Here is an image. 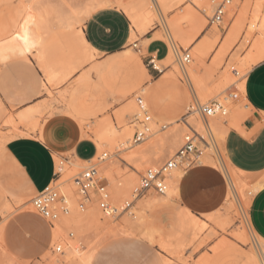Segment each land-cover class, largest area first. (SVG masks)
Returning a JSON list of instances; mask_svg holds the SVG:
<instances>
[{
  "label": "rangeland",
  "instance_id": "374dc122",
  "mask_svg": "<svg viewBox=\"0 0 264 264\" xmlns=\"http://www.w3.org/2000/svg\"><path fill=\"white\" fill-rule=\"evenodd\" d=\"M52 1L45 0L43 4H57L63 1L76 6L81 0ZM18 2L19 0H0V55H9L10 58L11 56L28 54L30 56L19 57L20 61L26 64L31 63L30 59H34L42 69V59L37 51L33 52L31 50V53H21L20 37L25 31L32 29L30 31L32 36L37 30L36 32L40 35L36 34L45 39L43 45L45 43L49 44L48 53L50 58L63 62L69 52L66 33L63 30L68 29L61 27L56 22L55 17H51V15L50 17L43 15L41 17L39 15L41 17L39 18L36 14L40 20L34 18L35 20L32 19L34 21L32 23L30 19L32 14L29 16L18 13ZM229 5H235L234 16L227 23H224L225 19H223L219 25L209 22V16L213 12L211 0H183L175 8L164 14H160V11L155 7L151 8V14L145 30L137 28L130 19L136 28V34L134 38L130 39V45L124 51L111 56L106 67L98 63V80L102 81V84L98 83V89L93 86L95 83L94 76L88 85L83 88V93L86 94L88 101L83 102L90 103L92 106L96 105V108H85V114L74 115L70 110H64L68 104L70 93L77 87L78 77L81 73L94 62L107 60L109 57L96 55L93 61L84 63L68 77L63 78V75L59 74L52 83L48 82L47 75L43 72L44 80L48 82V86H45V83L42 82L43 88H45L43 94L45 99L37 103L42 105V108L34 113L32 122H21L19 120V109L22 107L17 108L14 105H9L0 96V264H85L78 259L69 260L67 258L65 253L69 250L66 245L68 240L75 241L79 253H92V257L86 264H244L246 262L248 254L254 251V245H258V240H260L251 232L247 221L252 225L250 212L253 198L255 194L261 191L254 192L252 190L256 184L263 185L264 188V172L260 174L261 176L238 174V177L242 180L239 192L244 194H239L243 201H239L237 197L234 199L232 194L229 193L224 205L215 215L210 217L198 216L204 227L199 231L196 230L199 235L197 240L191 244H189L188 240L183 239L177 231L176 215L181 210L179 200L170 201L168 204L163 201L155 204L150 203L149 199H159L163 195L154 190H150L138 199L140 203L144 202L142 205L137 206V210L143 211L142 213L139 211V218H145L143 219L144 221L137 219V222H133L132 228L126 227V213L118 217H106L98 206L92 203L85 211H81L77 207L78 211L72 217L70 216L71 219L68 222L63 220L64 215H62L55 222V237L57 228H59L60 233L56 237L55 242L52 243L50 224L39 215L29 211V209H33L30 202L31 198L37 193H28L29 189L23 181L20 172L12 162L5 158L3 151L4 141L2 140L6 139L7 141L9 139V137H5L6 129H8V134H22L18 130L19 127L26 129L28 133L39 132L41 134L47 128H56L59 130L58 136L62 139V143L53 147L54 159L56 161L60 159L64 163V172L57 173V177L59 178L60 176L57 185L60 187L66 181L74 183V177L88 165L87 163L83 164L80 168L70 165L71 161L80 160L72 155V144L81 138H90L94 141L96 135L93 131L95 128L93 125L96 126L100 122L108 120L114 126L117 125L116 127L118 128H121L125 122H131L132 120L137 122L134 112H129L127 109L131 107L130 104H137V96H142L149 107L152 120L159 124L158 127L154 125L156 128L154 127L153 129L164 136L161 138L162 143L153 142L152 140L155 136H151L152 138L149 136L141 144H133L130 151H136L143 146L145 148V146L147 147L150 144L147 149L152 158L151 160H155L154 166L141 167L136 173L132 167L134 164H131L128 160L121 159L125 156L116 149H102L98 150L100 155L96 154V156H101L103 152L108 153L106 160L98 164L99 176L107 185L111 193L112 202L114 204L118 202L119 206H123L126 201L131 200V194L139 185L145 171L148 168L162 165L182 146L183 137L188 132V128L183 124L182 119L191 104H194L197 100L202 104L221 100L226 93L237 92L239 98L230 102L227 115L216 116L223 125H225L226 121L235 120L234 107L239 108L240 111H244L247 107L248 101H246L244 95H240L235 85L230 82V78L238 79L234 74V69H240L245 55L252 45L254 34L251 32L250 25L256 14L257 2L256 0H231ZM187 10H190L191 13L193 12L202 25L200 33L193 39L191 44H184L176 37L171 38L172 34L167 29V23L171 19L179 16L182 19V15L184 12H188ZM45 17L48 19L46 20ZM38 21H42L41 24ZM181 23L183 24H181L182 28L185 30L190 28L188 20L182 19ZM236 24H238L237 30L233 34V27ZM42 27L44 29H41ZM155 31L154 37L163 39L167 43L169 51L162 60L155 59V62L158 61L156 64L161 63L162 65V67L158 65V69L154 67L151 57L147 55L146 50L142 47L145 43H141L144 35H151ZM171 39L173 42L170 41ZM172 48L179 49L177 56L174 55ZM183 50H189L192 56V62L187 66V70L189 69L194 76L202 78L204 87L207 86L205 89H212V93L209 92L210 90H206L208 92L207 100L201 98L194 79L191 78V81L182 73L184 69L181 67V70L180 68V56ZM196 54L200 56V61L196 60ZM256 63L248 65L246 71L248 72ZM10 64L9 62L1 64L0 73H9ZM109 67L110 69L108 70ZM146 71L149 76H146ZM161 75H163L162 79L156 83L161 84V93L155 95L152 92L153 85L150 83ZM245 77L238 80V83ZM1 90L2 83L0 82ZM141 91H143V94ZM178 102L182 107L176 113H169L171 107ZM239 102L241 106H237ZM68 106L75 112L81 110L79 108L81 105H78V107L77 105L69 104ZM192 115L193 117H189L188 120L200 132L201 123L203 122L198 114ZM75 118L78 119L82 128ZM140 119H142V116ZM170 119H175L177 122L167 126L166 124ZM95 122L96 124H94ZM164 125L166 129H163L162 126ZM171 127L180 128V132L177 131L179 134L176 133V137L179 135L178 137L180 138L179 140L177 138L175 143H171L170 139H166L169 135L170 137L171 135L175 136L173 134L175 132H170V134L168 132ZM206 140L210 141L208 138ZM223 141L218 139L217 142L216 138V143L221 152H224ZM209 143L211 144V141ZM200 148L206 150L204 154L209 153L208 149H206L207 147L203 144H200ZM153 152H155V155ZM56 156L59 158H56ZM214 156L217 157L216 155ZM93 162H98V160ZM104 165L110 169V178H107L101 172ZM130 175L135 176L132 186L127 185V179ZM115 183L122 188H127L125 189L127 190L125 195H121L123 196L122 203V198L115 192ZM74 187L76 188L75 184ZM241 188L244 190L242 189V191ZM113 194L115 195L113 196ZM27 201H29L28 203L31 206H27ZM144 211L146 212L145 214ZM140 214H142V217H140ZM248 227L249 229H247ZM252 228L255 231L253 225ZM43 229L47 231L45 236L42 233ZM71 232L74 234L73 236H70ZM256 234L258 233L256 232ZM162 237L166 239L167 248L159 243ZM223 242L229 245L224 246ZM56 245H62V253L54 251ZM58 260L61 262H57Z\"/></svg>",
  "mask_w": 264,
  "mask_h": 264
},
{
  "label": "crops",
  "instance_id": "0c3cea01",
  "mask_svg": "<svg viewBox=\"0 0 264 264\" xmlns=\"http://www.w3.org/2000/svg\"><path fill=\"white\" fill-rule=\"evenodd\" d=\"M83 3H85V0L78 5L81 6ZM107 4V6L93 10L87 16H81V23L71 30H63L60 27L66 33L69 49L63 62L50 58L48 43L30 49V51H37L40 54L42 69L34 59H30L31 63L26 64L20 61L19 57H27L26 55L0 61V65L11 63L9 73H0V82L2 83L0 96L6 100L7 104L14 105L17 108L22 107L19 109V120L21 122H23L21 115H24V113L25 115L31 113L24 121L32 122L34 116H30L42 108V105L37 104L45 99L43 96L45 88H43L42 82L45 83V86H48V83L44 80L43 72L46 73L48 82L52 83L59 74L66 78L81 65L93 61L96 55H100L109 58L94 62L79 75L78 85L70 93L68 104L64 110H70L75 115L85 114V108H96V105L92 106L90 103L83 102L87 101L83 88L88 85L94 76L95 83L93 86L98 89V83L102 84V81L98 80V63L106 67L111 56L124 51L130 45L133 31L136 34V28L125 11L117 6L110 5V1H107ZM155 33L156 31L151 35H144L141 43L145 44L142 47L151 59L162 60L167 55L168 45L163 39L154 37ZM88 37H91V39H87ZM85 40H87V44H85ZM100 72L102 71L100 70ZM162 76L150 83L153 85L152 92L155 95L161 93V84L156 83L162 79ZM243 95L248 101V105L242 111L243 113L241 112L237 121L225 122L229 129L223 141V148L232 168L247 175H260L264 172V60L254 64L247 72ZM69 104L81 105L78 106L81 110L75 112L68 106ZM130 106L127 110L134 112V115L137 114V104H130ZM28 107L30 108L28 109ZM181 107L178 102L171 107L169 113H176ZM28 110L31 111L28 112ZM75 119L78 121L77 118ZM176 121L170 119L168 123ZM78 123L81 127L79 121ZM18 129L22 134H8V129L5 131V137H9L7 141L2 139L4 141L5 158L12 162L20 172L29 189L28 193H38L60 178V176L57 177L59 171H57L53 147L60 145L62 139L58 136L59 130L56 128H47L41 134L39 132L28 133L22 127ZM94 141L90 138L78 139L72 144V155L82 161L91 160L99 150L97 142ZM262 188L263 185H260V188L256 191L261 190L253 198L250 214L255 231L264 239V188ZM228 193L229 182L220 168L210 164L198 163L188 169H183V174L178 183V196L175 199L179 200L181 204V210L178 211V214L181 216L192 215L198 219V216L210 217L215 215L224 205ZM28 202L27 206L29 207ZM29 211L36 214L33 209H29ZM42 233L45 236L47 231L43 229ZM50 234L52 243H54L55 226L50 225ZM159 243L161 246L166 245V239L161 238ZM65 255L69 260L78 259L83 261L81 258L82 253H79L77 257H73L68 250ZM57 262L61 261L58 260ZM244 264H254L251 252Z\"/></svg>",
  "mask_w": 264,
  "mask_h": 264
},
{
  "label": "bare ground",
  "instance_id": "6f19581e",
  "mask_svg": "<svg viewBox=\"0 0 264 264\" xmlns=\"http://www.w3.org/2000/svg\"><path fill=\"white\" fill-rule=\"evenodd\" d=\"M44 1L45 0H19V2L17 4V11H18V13L20 15H29L30 16L32 14V15L36 16V14H37V16L39 18H41L42 15L43 16H46V17L47 16L50 17V15H51V17L52 16L55 17L56 22L61 27L65 28V29H68V30H71L76 25H78V24L81 23V21H82L80 19L81 16L82 17L87 16L93 10H95V9H97L99 7L107 6L108 5L107 4V1H110V5L117 6V7L121 8V9H123L127 13V15L129 16V18L133 21L134 25L137 28L145 30L147 28V22H148V19L150 17V14H151V8H154L155 7V8H157L160 11V14L161 13L164 14L165 12H168V11L172 10L173 8H175L183 0H85V3H83L81 6L78 5L79 3L76 6H74V5L72 6V5L67 4V3H65L63 1H60V3H57L56 2L57 4L54 3V4H50V5H44L43 4ZM56 1H58V0H56ZM81 1L84 2V0H81ZM256 2H257L256 14H255V16H254V18H253V20L251 22V25H250L251 32L254 34L252 45H251L250 49L248 50L247 54L245 55V59L243 61V64L241 65L240 69H234V74H235V76L238 77V79L230 78V82H232V84L235 85L236 89H238V91L240 92V95H242V96H243V92H244V82L243 81L245 80V78L240 83H238V80H240L242 77L246 76V74H247V71L246 70H247V66L248 65L250 66L251 63H255V62L258 63V61L264 60V9H263V2H264V0H256ZM70 3H71V1H70ZM45 4H48V3H45ZM190 10H187L188 12H184V14L182 13L183 14L182 15V19L183 20L186 19L190 23V28L189 29L187 28L188 30H185L184 28H182L181 24L183 22L181 23V20H182L180 18L181 16H179L178 18L171 19L170 22L167 23V27H168L167 29H169L168 31H170L171 34H172V35L170 34L171 35V38L172 37H176V38L180 39V41H182L184 44H188V43L191 44L193 42V39L200 33V31L202 29V25H201V22H200L199 18L197 16H195L193 12L191 13ZM234 13H235V5H228L227 6L226 14L224 16V19H225L224 23H227L230 19H232L233 16H234ZM32 15H31V18L30 19H31V22L33 23L34 22L33 20L39 19V18H37V16L36 17H34V16L32 17ZM30 19H29V21H30ZM47 19L48 18H46V20ZM38 22L41 24L42 21L41 22L38 21ZM44 22H45V19H44ZM237 26H238V24H236L233 27V31H232L233 34H235V31L237 30ZM36 27H37V25H36ZM43 27L41 29H44ZM36 29H38V28H36ZM31 30H29L27 32L25 31L22 34V36H24L25 34H27L28 43L25 44L24 40L20 39V42L19 43H20V46H21V53H28V52H30V49L32 47H39V46H43V44H44V40L45 39L42 38L41 36H39L40 34L38 32H36L37 30L35 32L32 31V32H34L33 33L34 36L31 35V33H30ZM36 33H38L39 35H37ZM134 34L135 33L133 31L132 38H134ZM35 35H37V36H35ZM168 37H169V35H168ZM170 41H172V39ZM168 42H169V40H168ZM174 47L177 48L175 45H174ZM172 50L174 52V55L177 56L178 55V52H179V49L177 50V49L172 48ZM26 55H28V54H26ZM7 58L9 59V55H0V60L1 61L2 60L4 61ZM200 59H201L200 56L196 54V60L197 61H200ZM156 62H158V61H156ZM156 62H155V59H153V63L155 65V68L158 69L159 68L158 65H160V67H162V65H161L160 62H159L160 64H156ZM96 65H98V64L96 63ZM174 66H176V65H174ZM181 67L182 66L180 65V68ZM187 68H188L187 66H186V68H184V70H182V68H181L182 73L184 75H187V78H189L191 81H192V79H194L195 85H197V87L199 89L201 98L203 100H207L208 99V95H207L208 92H206L207 89H205L207 86L204 87V85L202 83V78L194 76V74L193 73L191 74L190 71H189V69L187 70ZM109 69H110V67L108 68V70ZM107 72H109V71H107ZM146 76H149V73L147 71H146ZM101 77H103V75H101ZM99 79H101V78H99ZM194 81H193V84H194ZM208 90H210V88ZM211 90L209 92H211ZM141 93L143 94V91H141ZM240 100H242V99H240ZM146 105H147V103H146ZM237 106H241L240 105V102H239V104ZM137 107H138V112H137V114H135V120H136L137 117L140 118L141 115H142L141 114V110H140L138 104H137ZM147 107H148V105H147ZM29 108L30 107H28V109ZM31 108L33 109V107H31ZM29 111H31V110H28V112ZM149 112H150V110H149ZM241 112L242 111H240L239 108L234 107V118H235L236 121L240 118ZM30 114H28V115H30ZM28 115H25V113H24V115H21V119L23 120V122L26 121V120L24 121V119L27 118ZM33 116L34 115H32L30 117H33ZM191 116L193 117V115H191ZM111 122H113V121H111ZM137 122L134 121V120H132L131 122L125 123L121 128L116 127L117 125L114 126V124L110 123L108 120H106L104 122H100L96 126L93 125V127H95L94 130H93L94 133H95V135H96L95 141L97 142V145H98L99 150H102V149H110V150L116 149L118 152H122L125 157H122L121 159L128 160L129 162H131V164H134V166H132V167H133L134 172H136V173L139 171V169L141 167H144V166L145 167L146 166H154L155 160L154 161L151 160L152 158H151V156H150V154L148 152V149H147L148 146H150V144L147 145V147L145 146V148L143 146L142 148H139L136 151L135 150L134 151H132V150L130 151V149H131V147L133 145L132 139H133V135H134L135 131L137 129H141L142 130L145 126H147V129H148V131H147L148 138H149V136L150 137L151 136L152 137L155 136L153 138V140H152L153 142H161V138L164 136V135L158 134V132L153 129L155 126H157V127L159 126L158 122H156V121H154L152 119L148 123H145V125H143L140 121H137ZM176 122L167 123L166 125L167 126L168 125H173ZM202 122L203 123H201V131H200V133L203 136H205V137L207 136V133L208 134H211L213 136V138H214V141H212L211 144H209V146H207V148H206V149H208L209 153L204 154V153H206V150L205 149H204L205 151L203 150V155L204 156L202 155L199 158V163H204V164L205 163L206 164L207 163H210V164H212V165H214V166H216L218 168L220 167L221 170L225 173V175H226V177L228 179V182H229V190H230L229 193L232 194V196L234 197V199L237 197V199L242 202L243 200L241 198V195H242L243 192H241V193L239 192V187H241V181L242 180L238 177V174H242V172L241 171H238V170H236V169H234V168H232L230 166V163H229V160H228L227 155L225 153V150H224V152L222 151L223 152V154H222V152L218 148V144L216 143V138H217V142H218V139L220 141H223L224 140V138L226 137V133H227V131H228L229 128L227 126L223 125L216 118V116L215 117H211L210 119H208L207 123H205L204 121H202ZM81 123L83 124V122H81ZM94 124H96V122ZM179 130H180L179 127H171L170 131H168V132H169V134H170V132H172V133L175 132V133H173V134H175V136L174 135L173 136L171 135V137H170V135L168 134L169 136H167L166 139H170L171 143H175V141L177 140V138H178V140L180 138V137H178L179 135L176 137V133L179 134V132H180ZM177 131H179V132H177ZM152 141H151V143H152ZM167 142H169V141H167ZM155 152H153L154 155H155ZM104 154L105 153L103 152V154H101V156H99L100 155L99 154V155L95 156L94 158H92L89 161L92 162L94 160L95 161L98 160L99 162H102V161H104L103 160V155ZM151 154H152V152H151ZM213 154L216 155L217 157H215ZM56 158H59V157L56 156ZM154 158L155 159H158L157 157H154ZM89 161H82V160H78V161L76 160L75 162H72L71 161L70 162L71 163L70 165L71 166H74L75 168H80L83 164H86L87 163V165H88V162ZM56 163H58L57 164L58 171L59 172H64V163H63V161L60 160V159H58L56 161ZM105 165L102 166L103 169H102L101 172H103V174H105L107 176V178H110V169H108ZM182 169L183 168L178 167V168H176V169H174L172 171L171 175L167 179V190H166V192L162 195L161 198L159 197V199H157V198L156 199H151V200L149 199V202L150 203H154L155 204L157 202H162L163 201V202H166L168 204V202H170V201H175V199L178 196V183H179V179H180V177L183 174ZM75 177L73 179L74 183L72 181H66V182L62 183V185L60 186L61 187L62 195L65 196L66 201H67V204L69 206V210H70L68 214H66V215L63 216V220H65L67 222L70 221L71 217L74 215V213L76 214V212L78 211V208H79L78 207V199H79V196L77 195L78 193L76 194V192H77V185L75 183ZM134 180H135V176L130 175L128 177V179H127V185L132 186ZM57 181L54 184L57 185ZM258 181H256V182H258ZM74 184H75L76 188L74 187ZM114 185L116 187L115 188V192L117 193V195H120V197L122 198L123 196H121V195H125V193L127 191L125 189H127V188H122L121 186H118L116 183ZM60 187H59V189H60ZM243 188H241V190ZM259 188H260V184H256V185L253 186V190L252 191L256 192ZM75 189H76V192H75ZM114 195L115 194H113V196ZM77 196H78V199H77ZM116 198H117V196H116ZM118 199H120V198H118ZM118 199H117V201H118ZM114 200H116V199H114ZM122 200H123V198L121 199V203H122ZM137 201H136L137 204H135L128 212H126V216H127V218H126L127 219V221H126L127 222V226L126 227L129 226L130 228H132L133 227V222H137L138 220H141L142 219V218H139V211L140 210H137L138 209L137 206L138 205L140 206V204L142 205V203H144V202H141L140 203L139 200H137ZM117 203L118 202H116L115 204H117ZM93 204H96V203H93ZM147 206H148V204H147ZM154 207H155V205H154ZM140 209H142V208H140ZM33 210H34V208H33ZM142 212L143 211H140V213H142ZM145 213L146 212L144 211V214ZM141 215L142 214H140V217H142ZM146 218H147V214H146ZM176 219H177V231L179 232L180 236L183 239L188 240L190 242L189 244H191L193 241L197 240V237L199 235V232H197V231H199L200 229H202L204 227L202 221L199 220L195 216H192V215H183V216H181L178 213L176 215ZM134 220H136V221H134ZM247 223H248V226L251 229V232L257 238L260 239V240H258L259 241L258 245L257 244L254 245L255 246L254 247V251L251 253L253 263L254 264H264V260H263L264 239L261 238L258 234H256L255 231H253V228H252L250 222L247 221ZM53 226H55V223H54ZM146 226H145V228L147 229ZM154 227H155V225H154ZM249 227L247 229H249ZM133 231H134V229H133ZM143 231H145V230H143ZM59 233H60V230H59V228H57L56 229V237H58ZM161 233H164V232H161ZM144 234H145V232H144ZM56 237H55V239H57ZM162 238H164V237H162ZM188 241H187V243H188ZM66 245L69 247L70 254L73 257L79 256V252H78L77 247L75 245V241H69L68 240L66 242ZM227 245H229V244H227ZM227 245L225 244L224 246H227ZM167 247H168V244L166 242L165 248H167ZM91 257H92V253L91 252L84 253L81 256V258H82V260H83V262L85 264H86L87 261L90 260Z\"/></svg>",
  "mask_w": 264,
  "mask_h": 264
},
{
  "label": "built area",
  "instance_id": "2783aa9c",
  "mask_svg": "<svg viewBox=\"0 0 264 264\" xmlns=\"http://www.w3.org/2000/svg\"><path fill=\"white\" fill-rule=\"evenodd\" d=\"M211 2L213 3V12L212 15L209 16V22L211 24L219 25L224 19L227 6L231 3V0H211ZM151 62L153 63V59H151ZM191 62L192 56L190 51L183 50L182 55L180 56V64L182 68H186ZM238 98L239 94L237 92H228L221 100H214L205 104H202L197 100L194 104H191L185 117L182 119L183 124L188 128V132L183 137L182 146L162 165L148 168L145 171L139 185L131 194V200L126 201L123 206H117L112 202L111 193L109 192L107 185L99 176V161H89L88 166L75 178L77 193L79 196V209L84 211L91 203H96L104 216L118 217L128 212L135 202L150 190H154L159 194H164L167 190V179L172 171L178 167L188 169L193 165L198 164L199 158L203 155V150L199 147L200 144L207 147L209 146L210 141H214L213 136L208 133L207 138L210 141H207V138L192 126L188 118L191 117L192 114H198L201 120L207 123L208 119L211 117L225 116L228 113L230 102L237 100ZM137 104L141 110L142 119L137 117L136 120L145 125V123H148L152 119L149 108L142 96H137ZM162 127L163 129L166 128L165 125ZM147 131V126L142 130L137 129L133 135V144H141L144 142L148 138ZM107 157L108 153H105L103 155V160ZM55 181L38 192L30 201L36 214L46 220L51 226H53L62 215H66L70 211L66 198L61 194L59 187L54 184ZM73 235L74 234L71 232L70 236ZM54 251L62 253V245H56Z\"/></svg>",
  "mask_w": 264,
  "mask_h": 264
},
{
  "label": "snow or ice",
  "instance_id": "6c2138e0",
  "mask_svg": "<svg viewBox=\"0 0 264 264\" xmlns=\"http://www.w3.org/2000/svg\"><path fill=\"white\" fill-rule=\"evenodd\" d=\"M20 39L24 40L25 44L28 43L27 34H25L24 36L20 37ZM87 39H91V37H88ZM85 44H87V40H85Z\"/></svg>",
  "mask_w": 264,
  "mask_h": 264
}]
</instances>
